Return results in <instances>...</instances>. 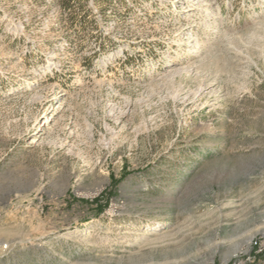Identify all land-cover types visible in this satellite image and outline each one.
<instances>
[{"label": "rangeland", "instance_id": "obj_1", "mask_svg": "<svg viewBox=\"0 0 264 264\" xmlns=\"http://www.w3.org/2000/svg\"><path fill=\"white\" fill-rule=\"evenodd\" d=\"M76 2L0 0V264H264V0Z\"/></svg>", "mask_w": 264, "mask_h": 264}, {"label": "trees", "instance_id": "obj_2", "mask_svg": "<svg viewBox=\"0 0 264 264\" xmlns=\"http://www.w3.org/2000/svg\"><path fill=\"white\" fill-rule=\"evenodd\" d=\"M78 1L79 0H60L63 9L70 7V5L74 4L75 2L78 3Z\"/></svg>", "mask_w": 264, "mask_h": 264}]
</instances>
